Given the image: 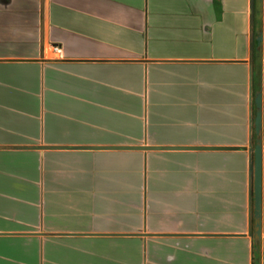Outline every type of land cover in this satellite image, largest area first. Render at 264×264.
<instances>
[{
	"label": "crops",
	"instance_id": "crops-1",
	"mask_svg": "<svg viewBox=\"0 0 264 264\" xmlns=\"http://www.w3.org/2000/svg\"><path fill=\"white\" fill-rule=\"evenodd\" d=\"M248 2L0 0V264H264Z\"/></svg>",
	"mask_w": 264,
	"mask_h": 264
},
{
	"label": "water",
	"instance_id": "water-1",
	"mask_svg": "<svg viewBox=\"0 0 264 264\" xmlns=\"http://www.w3.org/2000/svg\"><path fill=\"white\" fill-rule=\"evenodd\" d=\"M248 19L250 26L254 22L255 14V0H248ZM261 40V32L257 36H254V32L251 33L249 42V51H254V42L259 43ZM255 112L251 118V125L254 130V141L248 144L249 162H248V176L250 185V192L253 195V216L255 219V235L260 237V219H261V94L257 92L254 96ZM252 140V139H251ZM127 148H145V146H125ZM193 148V147H187ZM209 148V147H208ZM237 149L236 147H217L215 149ZM251 235V234H250Z\"/></svg>",
	"mask_w": 264,
	"mask_h": 264
},
{
	"label": "trees",
	"instance_id": "trees-1",
	"mask_svg": "<svg viewBox=\"0 0 264 264\" xmlns=\"http://www.w3.org/2000/svg\"><path fill=\"white\" fill-rule=\"evenodd\" d=\"M218 0H213L214 3H216ZM260 256L258 250L253 252V262L252 264H259Z\"/></svg>",
	"mask_w": 264,
	"mask_h": 264
},
{
	"label": "built area",
	"instance_id": "built-area-1",
	"mask_svg": "<svg viewBox=\"0 0 264 264\" xmlns=\"http://www.w3.org/2000/svg\"><path fill=\"white\" fill-rule=\"evenodd\" d=\"M53 51L57 54L58 57H62L61 56V50L57 47H53Z\"/></svg>",
	"mask_w": 264,
	"mask_h": 264
}]
</instances>
